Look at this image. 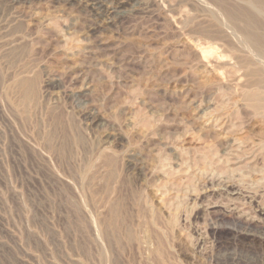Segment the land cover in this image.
I'll use <instances>...</instances> for the list:
<instances>
[{"label":"rangeland","instance_id":"obj_1","mask_svg":"<svg viewBox=\"0 0 264 264\" xmlns=\"http://www.w3.org/2000/svg\"><path fill=\"white\" fill-rule=\"evenodd\" d=\"M184 1L110 0L98 16L90 0H0V264H264V222L247 220L264 205V121L242 96L245 52L205 48ZM27 77L28 114L13 88ZM239 137L246 159L227 164ZM112 204L122 226L106 237ZM229 204L246 222L222 217Z\"/></svg>","mask_w":264,"mask_h":264},{"label":"bare ground","instance_id":"obj_2","mask_svg":"<svg viewBox=\"0 0 264 264\" xmlns=\"http://www.w3.org/2000/svg\"><path fill=\"white\" fill-rule=\"evenodd\" d=\"M91 4H92V10H97L98 12V16L101 14H99V12H101L104 6V3L109 2L110 0H90ZM113 1V0H112ZM180 1V0H179ZM186 1V0H185ZM184 1V2H185ZM191 2H195L193 4L194 7L192 5H190L189 0H188V6H190L191 8L193 7V10L195 12V10L200 9V11H208L207 13H209V19H208V24H204L205 18L204 16L200 15V14H196L193 12V10L191 9H187L188 11L183 12L184 15V24L181 21V24L183 25L182 27H187V29H189V32H194V34L196 33L200 38H202L201 40L204 41V47L206 48H210V52L213 51L214 48V44H216V41H220L222 43H224L227 47H229L231 50H233V52H241V49H243L245 52L244 56L245 58H243V60L241 61V57H238V59L241 61V65L246 69L247 71V75L250 77L251 81H250V85L248 87L247 90L244 89L243 95L245 97L244 100L246 101L249 105V109L252 112L253 116H256L258 118H260L262 121H264V0H212L213 1V7H210V5L208 4L209 2H207V5L203 2V0H190ZM211 2V0H209ZM111 3V2H110ZM117 3V2H116ZM212 3V2H211ZM210 3V4H211ZM112 4V3H111ZM176 4V3H175ZM181 4V3H180ZM108 5V4H107ZM173 6V5H172ZM177 6V5H175ZM187 6V4H186ZM206 6H209L210 10H206ZM182 7V6H181ZM121 8L120 3L112 5L110 8H108L111 12L113 13H117L118 9ZM173 8V7H172ZM101 10V11H99ZM171 10V9H170ZM196 10V11H197ZM175 11V10H173ZM172 11V12H173ZM192 11V12H191ZM199 11V12H200ZM105 12H107L105 10ZM109 13V12H108ZM177 13V11H176ZM205 13V12H204ZM95 14V13H94ZM105 14V13H104ZM179 14V13H178ZM202 14V13H201ZM115 15V14H114ZM173 16V15H172ZM176 17V16H175ZM178 17V16H177ZM204 18V21L202 22L201 18ZM183 20V19H182ZM177 22V21H176ZM206 22V21H205ZM180 23V22H179ZM178 23V24H179ZM181 26V25H180ZM184 27V28H185ZM180 28V27H178ZM188 31V30H187ZM192 34V33H191ZM198 40V38H197ZM199 41V40H198ZM199 43V46L202 45ZM202 43V42H201ZM23 44V43H22ZM219 45V44H218ZM223 45V47L225 46ZM19 46V45H17ZM201 49V54L203 55V57L205 58V54L208 55L209 53H207L208 51H204V48ZM201 48V46H200ZM222 49V47H221ZM218 50V49H217ZM224 51V50H223ZM226 51V50H225ZM228 52V51H227ZM224 53V52H223ZM231 53V51H230ZM227 55V53H225ZM237 54V53H235ZM15 55V54H13ZM219 55V54H218ZM217 55V57H218ZM231 56V55H229ZM233 56V55H232ZM236 55H234L235 57ZM239 56V55H237ZM203 57H201L203 59ZM215 57V56H213ZM233 57V58H234ZM207 58V56H206ZM209 58V57H208ZM222 58V57H221ZM229 58V57H227ZM236 58V57H235ZM230 59V58H229ZM206 60V59H205ZM214 60V59H213ZM236 60V59H235ZM234 60V61H235ZM209 61V60H208ZM239 61V62H240ZM10 62V61H9ZM213 62V61H212ZM218 62V59H217ZM220 62V61H219ZM222 62V60H221ZM220 62V63H221ZM238 62V63H239ZM215 63V62H214ZM229 63V62H228ZM237 63V62H236ZM217 64V63H216ZM223 65V64H222ZM227 65V63L225 64ZM239 65V64H238ZM240 65V66H241ZM222 67V66H221ZM16 69V68H15ZM217 70V69H216ZM219 71V70H218ZM229 72V71H228ZM240 72V71H239ZM238 72V73H239ZM231 74V73H230ZM232 75V74H231ZM38 77V76H37ZM245 77V76H244ZM26 78V77H25ZM28 78V77H27ZM230 78V77H229ZM246 78V77H245ZM36 79V78H35ZM35 79H23V78H15L14 80V84H13V88H15L14 90H16L19 94V104L23 110V113L27 112L26 110L29 108L30 109V105L36 101L35 98L37 97L36 95V85L38 83H36ZM239 81V80H238ZM245 85V84H244ZM245 87V86H243ZM247 87V86H246ZM236 90V89H235ZM240 93V92H239ZM36 95V96H35ZM39 95V94H38ZM18 98V96H17ZM40 98V97H39ZM37 99V98H36ZM243 100V99H242ZM36 104V103H35ZM246 104V103H245ZM235 105V104H234ZM18 106V105H17ZM34 106V105H33ZM19 107V106H18ZM35 107V106H34ZM236 108V107H235ZM28 109V110H29ZM40 109V108H39ZM219 109V108H218ZM237 109V108H236ZM29 112V111H28ZM28 112L26 114H28ZM218 112V111H217ZM33 113V112H32ZM22 114V112H21ZM25 114V115H26ZM225 114V113H224ZM229 115V114H228ZM220 116V115H219ZM214 117V116H213ZM217 117V116H216ZM248 118V117H247ZM217 119V118H216ZM238 119V118H237ZM219 120V118H218ZM57 121V120H56ZM147 121V120H146ZM208 121V120H207ZM212 121V119H211ZM216 121H214L213 123H215ZM152 123V122H151ZM223 126L225 123L224 120H220L219 122V126L221 125ZM215 125V124H214ZM227 125V124H226ZM255 125V124H254ZM221 126V127H222ZM207 127V126H206ZM228 126H226L225 129H227ZM149 128V125H148ZM153 129V128H152ZM205 130V129H204ZM262 130V129H261ZM232 132V131H231ZM234 132V131H233ZM240 132V131H239ZM193 134V133H192ZM231 134V133H230ZM49 136V135H48ZM243 136V135H242ZM155 137V136H154ZM52 139V138H51ZM233 139V138H232ZM249 139V138H248ZM142 140V139H141ZM177 140V139H176ZM262 140V139H261ZM163 141V140H162ZM172 141V140H171ZM256 142V141H255ZM225 143V142H224ZM245 141H243L242 137L239 138H235L231 141V143L229 144V150L226 154L227 158L224 160L230 161L227 162V164H231L232 162L235 163V165L240 161V158L244 157V153L243 151L245 150L244 148L246 147L245 145ZM256 144V143H255ZM169 145V144H168ZM249 146V145H248ZM254 147V146H253ZM247 149V147H246ZM157 150V149H156ZM210 150V149H209ZM212 150V149H211ZM226 150V149H225ZM203 151V150H202ZM247 151V150H246ZM160 152V151H159ZM192 154V153H191ZM195 154V153H193ZM242 154V155H240ZM247 153H245L246 155ZM241 157H240V156ZM248 155V154H247ZM215 156V155H214ZM208 157V156H207ZM211 157V156H210ZM224 157V156H222ZM242 157V158H243ZM180 158V157H179ZM213 158V156H212ZM220 158V157H218ZM110 159V158H109ZM108 159V160H109ZM113 158H111L109 161H112ZM211 159V158H210ZM244 159V158H243ZM246 159V158H245ZM244 159V160H245ZM165 160V159H164ZM222 161V158L220 159ZM248 160V158H247ZM107 161V164H109L110 169H112V165L111 162ZM186 161V160H185ZM249 161V160H248ZM109 162V163H108ZM113 162V161H112ZM213 162V161H212ZM218 162L219 161H215ZM244 162V161H243ZM161 163V162H160ZM218 163L216 164V167ZM221 163V162H220ZM223 163V162H222ZM242 163V162H241ZM184 164V163H183ZM248 164V163H247ZM198 165V164H197ZM206 165V164H204ZM234 165V164H233ZM108 166V165H107ZM183 166V165H182ZM226 166V165H225ZM244 166V165H243ZM256 166V165H255ZM104 167V166H103ZM142 167V166H141ZM168 167V166H167ZM200 167V166H199ZM203 167V166H202ZM233 167V166H232ZM98 168V167H97ZM221 168V167H220ZM219 168V169H220ZM113 169H115L113 167ZM161 169V168H160ZM167 169V168H166ZM179 169V168H178ZM185 169V168H184ZM189 169V168H188ZM204 169V168H203ZM209 168H207L208 170ZM218 169V168H217ZM228 169V168H227ZM233 169V168H232ZM157 170V169H156ZM165 170V169H164ZM181 170V169H180ZM107 171V170H106ZM109 171V170H108ZM111 171V170H110ZM109 171V177L115 176L113 171L110 172ZM159 171V170H158ZM172 171V170H171ZM187 170L185 169V172ZM126 172V171H125ZM163 173L165 171H162ZM178 172V171H176ZM184 172V170H183ZM190 172V171H189ZM213 172V171H212ZM215 172V171H214ZM218 172V171H216ZM220 172V171H219ZM225 172V171H224ZM236 172V171H235ZM158 173L160 176L163 175ZM174 173V172H173ZM179 173V172H178ZM222 173V172H221ZM169 175H171V173H168ZM177 174V173H176ZM189 174V173H188ZM197 174V173H196ZM167 175V174H166ZM207 175V174H206ZM211 175V174H210ZM209 175V176H210ZM213 175V174H212ZM211 175V176H212ZM244 175V174H243ZM248 175V173H247ZM107 176V177H108ZM204 176V175H203ZM217 176V175H216ZM163 177V176H162ZM173 177V176H172ZM166 178V177H165ZM211 179V178H210ZM254 179V178H253ZM263 179V177H262ZM164 180V179H163ZM162 180V181H163ZM167 180V179H166ZM224 180V179H223ZM161 181V182H162ZM168 181V180H167ZM166 181V183H167ZM173 181V180H172ZM188 182V181H187ZM164 183V182H163ZM190 183V182H189ZM162 184V183H161ZM168 184V183H167ZM171 184V183H170ZM181 184V182H180ZM166 185V184H165ZM164 185V186H165ZM230 185V184H229ZM163 186V187H164ZM171 186V185H170ZM169 186V187H170ZM175 186V185H173ZM177 186V184H176ZM233 186V185H232ZM158 187V186H157ZM161 187V186H160ZM162 187V189H163ZM168 187V186H167ZM239 187V186H238ZM173 188V187H172ZM232 188V187H230ZM142 189V188H141ZM238 189V188H237ZM165 190V188H164ZM164 190H162L164 192ZM174 190V189H172ZM220 190V189H219ZM236 190V188H235ZM171 191V190H170ZM169 191V192H170ZM178 191V190H176ZM182 191V190H181ZM223 191V190H222ZM227 191V189H226ZM161 191L159 190V193ZM166 192V190H165ZM168 192V194H169ZM175 192V191H174ZM230 192L232 193V195L237 194V192H235L233 189L230 190ZM98 193V192H97ZM107 193V192H106ZM166 193H162L161 195L158 194L160 196V199L162 202L161 205H163V210L169 215V217H173V215H175L179 210H180V206H179V210H178V205L177 203H175L174 198L176 197L175 195L179 196L176 192H175V197H167ZM183 194V193H182ZM147 195V194H146ZM171 195V194H170ZM169 195V196H170ZM142 196V195H141ZM156 196V195H155ZM183 196V195H182ZM237 197V196H236ZM228 198V197H227ZM176 199V198H175ZM180 199V198H179ZM199 199V198H198ZM184 200V199H183ZM230 200V199H229ZM234 200V199H233ZM181 201V200H180ZM228 201V200H227ZM231 201V200H230ZM119 202V201H118ZM182 202V201H181ZM114 203V202H113ZM179 203V202H178ZM233 203V202H231ZM135 204V203H134ZM259 204V203H258ZM95 205V204H94ZM144 205V204H143ZM231 205V204H229ZM232 206V205H231ZM242 206V205H241ZM262 206V205H261ZM120 206H118V204L115 205H109L108 209V214L109 217L108 219H106L105 221L107 222H103L104 226L102 230V233L107 237L108 234H116V232H118V230H120V225L122 224V219H120L121 214H120ZM140 207V206H139ZM138 207V208H139ZM145 207V206H144ZM237 207V206H236ZM235 205L234 207L232 206L230 209H228V211L224 210L222 212V217H229V216H235L237 219L240 218L242 220H244L246 222L245 215L241 214L236 208ZM76 208V207H75ZM228 208V207H227ZM156 209V208H155ZM224 209V208H223ZM222 209V210H223ZM243 209V208H242ZM241 209V210H242ZM260 211L259 212V218H257V220H255V218L250 219L248 217V222L254 223V222H264V205L260 208H258ZM143 210V209H142ZM161 210V209H160ZM164 212V213H165ZM246 212V211H245ZM257 212V213H258ZM244 213V212H243ZM157 214V213H156ZM180 214V213H179ZM189 214V213H188ZM249 214V213H248ZM152 215V214H151ZM167 215V216H168ZM221 215V214H220ZM141 216V215H140ZM253 216V215H252ZM257 216V215H256ZM133 217V216H132ZM156 217V216H155ZM168 217V218H169ZM255 217V216H253ZM160 218V217H159ZM164 218V215H163ZM175 218V217H174ZM176 218H179V221L182 222L183 219L181 217V215L176 216ZM235 218V219H236ZM128 219V218H127ZM157 219V218H156ZM173 219V218H172ZM171 220V219H169ZM187 220V219H186ZM143 223V221H140ZM150 222V221H149ZM156 222V221H155ZM169 222V221H168ZM197 222V221H196ZM151 223V222H150ZM149 223V224H150ZM166 223V222H165ZM178 223V222H177ZM174 223V224H177ZM183 223V222H182ZM185 223V222H184ZM102 224V222L100 223ZM125 224V223H124ZM153 224V222H152ZM148 225V224H147ZM158 225V222H157ZM180 225V224H179ZM178 225V226H179ZM183 225V224H182ZM101 226V225H100ZM122 226V225H121ZM177 226V225H176ZM252 226V224H251ZM255 226V225H254ZM139 227V226H138ZM171 227V226H170ZM181 227V226H180ZM102 228V227H101ZM156 228V227H155ZM165 228V227H163ZM173 228H176L175 225ZM70 229V228H69ZM84 229V228H83ZM100 229V228H99ZM130 229V228H129ZM182 229V228H181ZM98 230V229H97ZM156 230V229H155ZM189 230V228H188ZM264 230V229H263ZM100 231V230H99ZM126 236L127 237H132V230L129 231L128 229L126 230ZM158 231V230H157ZM176 231V230H175ZM180 231V230H178ZM123 232V231H122ZM148 232V231H147ZM151 232V231H150ZM168 231H166L167 233ZM211 234L214 236L216 235V231L215 230H211L210 231ZM79 234V233H78ZM122 234V233H121ZM152 234V233H151ZM157 234V233H156ZM169 234V233H168ZM210 234V235H211ZM103 235V237H105ZM206 235V234H205ZM115 236V235H114ZM160 236V234H159ZM162 236V235H161ZM105 237V238H106ZM112 237V235H111ZM120 237V236H118ZM125 237V236H124ZM123 237V238H124ZM137 237V236H136ZM154 237V236H153ZM128 238V240H129ZM172 238V237H171ZM108 239V238H107ZM110 239V238H109ZM126 239V238H125ZM132 240V239H131ZM130 240V241H131ZM127 241V240H126ZM133 241V240H132ZM106 242V241H105ZM107 243V242H106ZM193 248V247H192ZM204 248V247H203ZM202 251V250H201ZM159 256V255H158ZM108 258V257H107ZM246 258V257H245ZM114 264V263H113Z\"/></svg>","mask_w":264,"mask_h":264}]
</instances>
